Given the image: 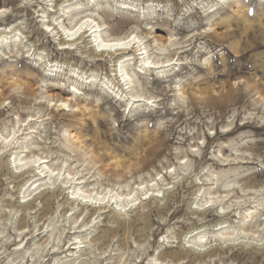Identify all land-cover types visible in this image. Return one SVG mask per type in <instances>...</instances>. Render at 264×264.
<instances>
[{
    "label": "clouds",
    "instance_id": "clouds-1",
    "mask_svg": "<svg viewBox=\"0 0 264 264\" xmlns=\"http://www.w3.org/2000/svg\"><path fill=\"white\" fill-rule=\"evenodd\" d=\"M11 2L15 7L7 6L9 0H0V4L4 5L0 7V24L5 27L9 16L16 17L20 14L19 9L36 5L34 11L39 16L41 4L45 6L44 11L49 9L55 11L53 6L58 0H11ZM136 4L162 5L165 9L158 15L142 14L139 11L120 14L116 11L118 5L129 7L123 0H76V9L83 13V16H76V22L83 17L91 16L104 30L117 31L127 28L129 35L136 33L147 42L144 44L147 54L140 56L138 62L135 49L131 54L120 57L122 61H127L130 79L134 83L126 80L122 83L117 70L113 68L111 71L112 88L120 90L119 100L127 101L131 97L144 101L147 97L146 102L135 106L131 104L122 106L112 101L122 113L119 116L121 123L118 125L117 119L114 118L115 112L107 109L110 121L107 134L121 135L127 122H132L138 128L160 127L162 121L167 122L169 127L174 126L173 130L180 135L176 141L177 146L170 148V152L177 154L178 162L175 167L169 166L170 179L158 177L160 187L155 189L157 199L151 202L143 200L141 203L143 199L141 193V200L136 201L141 203L139 209L131 212L120 211L119 201L115 206L109 205L112 211L105 225H102L104 217L101 213L108 212V208L93 210L80 201L68 200L62 205L61 207L69 208L70 211L64 215L57 211L58 221L49 215L39 223L35 222L32 211L26 212V218H21V211H14L13 215L6 219L4 209L0 206V264H186L184 257L192 255L194 251L199 257L196 264H264V187H260L255 196L249 197L245 193L246 200L252 204V208L244 212L239 211V201L223 203L224 197L216 200L219 214L237 209L234 214L240 219L235 226L224 225V234L202 232L200 240L206 243L200 244L198 241L196 245L188 246L187 236L178 229V226H169L162 234L158 228L149 226L142 228L135 236H128L126 240L120 236L121 227L124 223L131 222L132 217L142 219L145 214H151L157 205L167 206L170 200L182 192L186 197L190 195L185 191L186 186L191 188L197 197L205 193L209 184L213 190L223 187L229 194L233 188L241 187L226 177L221 183L217 175L210 171L217 161L221 164L230 162L219 153L225 149L234 151L235 138L217 137L211 143V163L207 158L208 150L202 147L205 144L204 133L216 129L221 119H225V125L219 128L221 133H227L235 128L238 120L240 124L250 126L247 130L237 133L238 137L243 138L240 147L245 150L236 151L232 161L246 159L255 161L264 168V148L258 147L259 144H264V0H136ZM90 9L100 11H89ZM117 15L120 16L119 19L116 18ZM59 23V20L52 21L56 33L61 31L57 27ZM16 27L22 32L26 31L29 38L35 31L34 28L19 22L13 26ZM144 29L149 31L145 32ZM48 31L52 32V28ZM56 33H53V36H56ZM12 35L17 37V46L0 49V89L7 92L4 99L14 102L9 105L12 108L9 115L28 112L29 117H32L33 109L21 107L19 101L24 96L35 99L43 91V82L49 78L44 74L42 65L48 59L62 61L65 65L63 72L67 76L75 77L74 85L91 89L88 77L100 69L94 66V60L92 65L88 61L93 57L110 61L115 52L114 49L111 52L98 50L89 39L88 33L81 35L72 45H64L76 49L73 56L57 55L52 49L46 54H42L40 48L33 51L31 46H25V36H17L15 31H12ZM168 36L176 39L183 37L186 41L182 42L178 49L184 53L178 59L165 58L158 54L160 48L166 45ZM43 39V36H37L33 43L39 45ZM132 39L135 40L136 37L133 36ZM157 40L159 43H156ZM172 56H176L175 51H172ZM146 61L147 67L144 66ZM23 63H27L28 71L24 70ZM189 76L194 79L190 80ZM222 77L229 82L234 80L240 85L239 88L230 89L233 99L226 106L223 116L220 112L215 110L210 112L203 106H200L201 111L197 115L191 106L188 104L181 106L176 101L184 92L189 96L193 95L190 85L204 84ZM18 79H30L36 87L25 84L23 92H18L9 83ZM63 80L64 76H61L56 83L59 84ZM92 96L95 102L103 100L105 104L108 103V99L100 96L98 92H92ZM174 112L184 113L183 118L177 115L176 119H171ZM193 123L196 127L192 126ZM40 127H42L40 124L36 126ZM36 128L30 131L35 132ZM189 136L192 139L185 147L184 141ZM23 151L27 152L29 149L24 148ZM189 156L192 158L188 159ZM196 157L200 159L196 160ZM86 168L87 166H76L70 171L79 172L84 180H95L96 177ZM203 172H207L208 175L204 176ZM101 179L108 187L120 188L116 178L101 176ZM80 183L83 186V181ZM62 190L67 192V186ZM77 204L80 206L77 207ZM198 207L201 205L190 203V209ZM18 208L24 210L31 206L23 204L18 205ZM73 213L77 215L74 216ZM189 215L191 219H186L185 224L191 226L192 219L204 221V216L199 213L190 211ZM225 219L230 217L226 216ZM164 223L166 221L161 219V224ZM37 233L41 236L49 233L50 238L38 244ZM153 233L158 234V239L154 238ZM34 237L36 239H33ZM29 240L33 241L31 245H28ZM168 248L177 251H165Z\"/></svg>",
    "mask_w": 264,
    "mask_h": 264
},
{
    "label": "rangeland",
    "instance_id": "rangeland-1",
    "mask_svg": "<svg viewBox=\"0 0 264 264\" xmlns=\"http://www.w3.org/2000/svg\"><path fill=\"white\" fill-rule=\"evenodd\" d=\"M123 2L128 4L129 7L125 8L118 5L116 11L120 14L139 11L142 14L147 13L149 15H158L160 11L165 9V6L162 5L146 6L144 4H136V0H123ZM75 3L76 0H67V2H65V0H58V3L54 5L53 8H57L58 5H62L61 9H63L64 6H68L69 4H74L73 7H75ZM133 4H136V6L132 7ZM7 6L15 7L11 0H9V4ZM0 7H4V5L0 4ZM36 7V5H32L31 8H22L19 9L20 14L16 17L9 16L7 19V27L0 24V33L5 31L9 32V30L14 29L13 26L16 25L17 22L22 25L26 24L29 28L35 29L32 37L30 38L27 37L26 31L17 32V36L23 35L26 37V47L31 46L33 51L40 48L42 54H46L49 49H52L57 53V55L73 56L76 49L61 46V35L56 33V30L52 32L48 31L46 24L52 23L53 20H57V17H55L53 19L50 18L51 21H49L48 15L50 14L51 9L44 11L45 6L41 4V14L38 16L37 12L34 11ZM93 10L97 12L100 11L99 9H90L89 11ZM72 12V14H76L78 12V15L83 16V13L79 12L77 9H74ZM61 13L64 12L61 11ZM68 14V12L64 13V15L58 19L60 23L57 25V27L61 29V33H63V38L65 39H69L68 37L72 34V32L65 30L64 28H73L77 23V15L68 16ZM116 18L119 19L120 16L117 15ZM84 31L85 29H83L79 34H76L75 37H79V35ZM143 31L148 32L149 29H144ZM53 33H56V36H53ZM102 35L104 39L126 36L128 35V29L123 28L117 31L104 30ZM37 36L44 37L39 45L33 43ZM57 37L59 39H57ZM15 39H17L16 36L12 37L10 39L11 43L8 46L1 44L0 49L15 48L17 46ZM171 39L178 44L171 46L169 43ZM92 40L93 44L97 46L98 50H100L99 41H95L94 36L92 37ZM166 41L167 43L164 46L166 49L159 50V56L178 59L179 56L184 55L183 52L178 51L181 43H186L183 37L176 39L173 36H168ZM156 43H159V41H156ZM60 47H63V49ZM172 51L176 52V56H172ZM117 57L118 55H112V59L110 61L104 58H101V60L99 58H92V60L88 61V63L92 65V61L94 60V66L99 67V80L96 84H94L91 83V80L89 79L92 86L91 89L80 87L81 93L76 94V96H74V94L68 95V93H64V95L70 100L71 104V107L65 110L58 109L59 98H56V95L62 93V90H65V92L70 91L75 78L67 76L63 72L65 65L60 60L48 59L42 65L44 74L49 79L43 82V91H41L35 99H30L28 96H24L20 99L19 103L21 107H30L33 109V115L31 118L29 117L28 112H17L16 115H9L12 111V108H10L9 105L14 102L10 99H4L7 92L0 89V146H5V144H2L5 136H8L10 133L12 134V137L13 134L16 136L14 139L15 146L12 144V147L9 146L8 148H3L2 150L0 149V163L7 164L10 158L12 161L13 172L16 175H20L16 179L11 178L8 174L0 178V206L4 209V218H10L14 211H21V218H26V212L32 211L36 223H39L44 219V217L49 215L53 216L58 221L59 217L56 216L57 211L61 215H64L65 212L61 207L62 201L66 199L68 195L71 198L74 197L73 188H67V192L62 190L65 186H67L63 180L66 177L68 178L70 169H74L76 166H87L86 170L92 172V175L96 177L95 180H85L83 183V186H85L84 190L96 188V192L98 190L100 192H105L109 191L110 188H114L106 186L104 180L101 179V176L116 178V183L123 185L122 188H119V192L121 193H128L133 188H137L139 184H142V187L150 184V188L156 189L160 187L157 184L158 182L160 185L158 177L170 179L168 176L169 166L175 167L178 162L176 159L177 154L170 152V148H175L177 146L176 141L180 135L178 132L173 130L174 126L169 127L167 122L162 121L160 127L138 128L132 122H127L126 128L121 135L107 134V129L110 123L108 120L107 109H111V111L115 112L116 115L114 118L117 119V124L119 125L121 123L119 116H121L122 113L116 107V104L112 103V101L117 100L116 98H113L115 94L110 92L109 94L105 93L101 88L103 84L102 82L107 80L105 77L111 75L113 64L115 63V60L118 59ZM57 61L60 62V66L62 65L61 71L52 70ZM17 62L20 63L21 61ZM120 65L121 63H119L118 69H120ZM23 68L25 71L29 70L27 63H23ZM61 76H64V80L57 84L56 81ZM188 78L190 80L194 79L192 76H189ZM9 83L18 92H23L25 84L32 85L34 88L36 87V84H34L30 79H18L9 81ZM49 83H51V87H49ZM239 87L240 85L237 84L236 81L233 80L229 82L226 78L222 77L204 84L196 83L190 85L189 88L193 95L189 96L186 92V96L184 98L178 96L176 101L181 106L188 104L197 115L200 114V106H203L208 111L211 112L215 110L220 112L221 116H223L226 106L233 99L230 89ZM92 92H98L100 96L106 97L108 99V103L105 104L103 100L95 102L93 100ZM82 95L84 98H81ZM145 98L147 99V97ZM145 102L146 100L138 104L140 105ZM116 103H119L122 106L126 104L125 101H116ZM45 108L47 111H44ZM129 111H131V108H129ZM177 115H179L182 119L184 113L174 112L171 114V119H176ZM45 117H47V119ZM31 119L33 120L31 121ZM29 122H31L34 127L38 124L42 125V127L36 128V132L34 133L30 130L26 131L25 129L28 128L26 124ZM221 125H225V119H221L216 129L212 130V132L206 131L204 133L203 139L205 140V144L202 147L208 150L207 158L209 163H211V143L216 140L217 137L228 136L230 138H235V144L233 145L234 151L231 149H225L219 153L221 157L229 159L230 162L221 164L217 161L212 165L210 171L214 175H217V179L220 180L221 183L223 182V178L226 177L234 180L236 183L240 184L241 187L233 188L229 194L223 187H218L213 190L209 184L205 189V193H202L199 197H197L196 193L192 192L191 188L186 186L185 191L190 194L187 197L185 196V193L182 192L178 197H174L173 200H170L167 206H160L159 208L157 205V207L152 210L151 214H145L144 218L138 219L134 216L131 218V222L124 223L120 229V236L122 239L126 240L130 235L135 236L142 228L149 226L158 228L160 234H162L169 226H178V229L182 230L187 236L188 246H192L196 245V238L198 239L200 232L211 231L212 234H221V231L224 230L218 229L220 227V225H218L219 223L225 222V225L232 227L235 226L237 220L240 219V217L234 214L237 209H233L230 213L218 215L217 210L219 209V205L215 202L216 200L224 197L225 199L222 201L223 203H228L229 201H239V211L241 212L252 208V204L248 203L246 200L245 193H247L249 197L255 196L256 191H258L260 187H264V168H261L255 161H248L246 159L235 162L232 161V157L235 156L236 151L245 150L240 147L243 142V138L238 137L237 133L239 131L247 130L250 126L247 124H240L238 120L235 128L231 129L227 133H221L219 131ZM20 126L22 127L21 130H19ZM192 126L196 127L195 123H193ZM253 130L255 131V129ZM15 131L18 132L15 134ZM22 133L24 134L22 135ZM2 134L4 137H1ZM69 135H73L75 136V139H77L74 140L75 143H77L76 146H72L71 143L66 141V138H69ZM18 136L19 139H17ZM191 139V136H189L184 141L185 147H187V144L191 141ZM224 142L228 143V141ZM14 147H19V149H14ZM20 147H25L29 149V151L23 152L20 156H18L19 154H16V152H20V149L21 151L24 149ZM193 147H197V145H193ZM258 147L264 148V144H259ZM26 154L29 156L35 154L40 157L48 156L49 159L52 160L48 163V165L52 166V168H63L60 179L56 183H53V181H55L54 179L50 181L49 178H46L44 182H47V186L42 184L43 181L40 180L31 188V195H25V191L30 188L29 186L31 183L42 177V179H45V175L40 173L41 170L36 168V172L41 174V176L34 177L35 172L29 168V163L26 164L25 162L22 163L20 161V159L26 156ZM191 158V156L188 157V159ZM17 159L20 163H22L19 168L16 167L18 162L15 163V160ZM195 159L199 160L200 157H196ZM45 165H47V163H45ZM93 169H95V171H93ZM70 172L77 173L76 171ZM26 173L27 175H25ZM202 174L204 176L208 175L207 172H203ZM80 176L82 175L78 172L76 178ZM31 177H33V179L27 184V186L23 187V191L20 193V188H22L23 184ZM155 179H157V181ZM126 181H131V183H125ZM143 182L145 184H143ZM60 186L62 188H60ZM56 188H59L60 190L56 193L50 208L45 207L43 199L35 201V205L32 208L27 209V211L11 206L12 202L18 200V196H20L21 202H26L28 200H32L34 197H38L45 191H53ZM151 194H153V192L148 194V196H144V200L151 202L154 199H157L156 197L149 198ZM24 196L26 197L24 198ZM146 197L148 198L146 199ZM212 197L213 202H211ZM162 198L163 197H160V199ZM82 199L83 198H81V200ZM108 199L109 198L105 200V203H107ZM88 200L89 198L83 199V201ZM100 201V199L92 198L90 202L93 203L92 207H95V205H98ZM114 201L115 199L112 200V203H114ZM190 203L199 204L201 207L190 209ZM134 204L133 208L127 210L126 212H131L134 209H139L141 207V203L139 204L135 202ZM115 205L116 203L114 206ZM76 206L79 207L78 205ZM106 208H108V212L101 213L104 217L102 225L107 223L109 213L112 211L109 206ZM196 209L199 210L198 213L200 215L204 216V221L198 222L192 219L191 226L185 224L184 221L186 219H191L189 212L191 211L193 213ZM68 211H70V209H68ZM73 215L75 216L77 214L73 213ZM92 215L94 216V211ZM226 216L230 217V219H225ZM87 219L88 217L85 218V220ZM161 219H164L166 223L161 224ZM45 223H47V221ZM43 226L44 225L42 224L41 227L43 228ZM51 226L52 225H50V227ZM153 236L158 239L157 233H153ZM37 237H39V239H36L35 237L33 239H36V242L39 244L45 239L50 238V234L44 233V235L41 236L40 233H37ZM32 243V240L28 241V245H31ZM204 243H206V241H204ZM165 251L174 252L177 250L168 248L165 249ZM184 259L186 264H196V260H198L199 257L196 256L194 251L192 255L185 256Z\"/></svg>",
    "mask_w": 264,
    "mask_h": 264
},
{
    "label": "bare ground",
    "instance_id": "bare-ground-1",
    "mask_svg": "<svg viewBox=\"0 0 264 264\" xmlns=\"http://www.w3.org/2000/svg\"><path fill=\"white\" fill-rule=\"evenodd\" d=\"M74 4H69L68 6H64V8L66 9H61V6L62 5H58L57 8L55 7V11L54 10H50V14L48 15V18H49V21L50 18H55L57 17L56 19H60L64 13H69L68 16H75V15H78V12L75 14H72L73 10L76 9V7H73ZM73 7V8H72ZM131 7V6H130ZM61 11H63L64 13H61ZM54 14V15H53ZM47 28H52V31L56 30V28L53 27L52 23H47ZM96 29V31H93V29ZM65 30H69L70 32H72L71 35H69V39H65L63 38V33H61V31L58 33L61 35L62 39H61V46H64V45H72L76 40H79L80 39V36L81 35H84L85 33H88L90 34L89 35V38L92 40V37L94 36L95 38V41H99V46H100V50H108V51H112L113 49L115 50V52L113 53V55H118V59L115 60V63L113 64V68H115L118 72V75L122 78L121 79V82L123 83V81H128L129 83H134L133 81H131L130 79V72L128 70V67H127V61L124 60L122 61L120 59V57H123L127 54H131L133 49H135V54H136V57H140V56H143V55H146V50L144 48V44L146 42H144V40L138 35V34H134L132 33L131 35H126V36H120V37H115V38H109V39H104L103 38V31L104 29H102L99 25V22H97L95 19H93L91 16H87V17H83L79 22H77L73 28H64ZM83 29H85V31L83 33H81L79 35V37L77 36V38L75 37L76 34H79ZM12 31H15L16 33L21 31L20 28H14L12 30H9V32L5 31V32H1L0 33V45H9L11 43V38L14 37L12 35ZM69 32V33H70ZM135 36L136 39L133 40L132 37ZM125 41L128 42V46L130 45L131 47H117V45L121 44V43H124ZM159 41V40H157ZM15 42H17V39H15ZM93 42V40H92ZM170 45L171 46H175L176 44H178L177 42L173 41L172 39L170 40ZM16 44V43H15ZM106 45H111V47H105ZM65 47V46H64ZM61 49H63V47H60ZM68 48V47H66ZM162 49H166L164 46H162L160 48V50ZM36 50V49H35ZM34 50V51H35ZM138 57V58H139ZM93 58H96V57H93ZM101 60V58H99ZM174 59V58H172ZM149 60H151V57H149ZM119 63H121L120 65V69H118V65ZM52 66V65H51ZM145 67L148 66V61L145 62ZM52 70H56V71H61L62 70V65L60 66V62L57 61L54 65V68ZM73 71H75V69H73ZM99 71H96V72H93L92 76H89L88 77V80L90 79L91 80V83H94L96 84V82H98L99 80V77H100V74L98 73ZM72 78H75V77H72ZM105 78H107V80L103 81L102 83V90L105 92V93H112V94H115L113 98H116L117 100L116 101H120V102H124V101H121L119 100V95H120V90L116 88H112V79H111V75L109 76H106ZM102 81V80H101ZM18 86V85H17ZM58 89V88H57ZM109 89H112L111 91H109ZM62 90V89H61ZM124 91H127V89H124ZM64 93H68L69 94H74V96H76V94H80L81 91H80V87H77L76 85H72V89L68 92H65V90H62V93L56 95L57 97L56 98H59L58 99V102H59V106H58V109L60 110H65L67 108H70L71 107V104H70V100L64 95ZM50 96H53V95H50ZM186 96V92L182 93V98H184ZM55 97V96H54ZM53 97V98H54ZM146 100V98H145ZM126 104H131V105H139L138 103L142 102L141 100H138V99H132L131 97L125 101ZM64 105H67V107H64ZM33 119H31L32 121ZM28 126V128H26L25 130H30V129H33V128H36L34 126H32L31 122H29L28 124H26ZM22 126V125H21ZM19 127V130H21L22 127ZM18 131H15L14 133L16 134ZM36 132V131H35ZM34 133V132H32ZM24 133H22L23 135ZM28 134V133H27ZM1 137H4V135L2 134ZM16 136L13 134V137H12V134L10 133L8 136H5L4 137V140H3V143L2 144H5V146H0V149L2 150L3 148H8L9 146L12 147V144L15 146V139ZM19 139V136L18 138ZM74 140H77L75 139V136L73 135H69V138H66V141L68 143H71V145L73 146H76L77 143H75ZM17 148V150L19 149V147H14V149ZM20 148H25V147H20ZM29 148V147H28ZM23 152L25 151H21L20 149V152H16V154L18 153L20 156ZM20 161L23 163L25 162L26 164L29 163V168H31L32 171L35 172V175L34 177H37V176H41V174L43 173L45 175V179H42V178H39L37 179L36 181H34L33 183H31V185L29 186L30 188H28L26 191H25V195L29 196L31 195V188L40 180L43 181L42 184H45V180L46 178H49L50 181H52L53 179L55 181H53V183H56L59 179H60V176H61V172L63 170V168H52V166L48 165V163H50L52 160L49 159L48 156L44 157V156H38V155H27L24 156L23 158L20 159ZM18 162V165L16 166L17 168H19L21 166L22 163H20L17 160H15V163ZM45 163H47V165H45ZM36 168L41 170V174L37 173L36 172ZM55 171H58V172H55ZM10 175L11 178H18L20 175H16L14 172H13V169H12V161L11 159L9 158L7 164H4V163H0V178L2 176H5V175ZM65 174V173H64ZM78 172L77 173H73V172H70L69 171V176L68 178L66 177L63 182L65 184H67V188L71 189L73 188L74 189V197H70L69 195L66 197V199H64L61 203V206L62 205H65L66 202L68 200H72L73 202H76V201H80L81 203H84L87 205V207L89 209H93V210H96V209H100V208H106L108 207L110 204L114 206L115 203H117V201L120 202V211H127L129 209H132L133 206L135 205L134 203L137 201V200H141V193H143V199L141 200V203L143 202L144 200V196H148V194H150L151 192H153V194H151V196L149 198H155V188H150V184H147L146 186H143L142 187V184H139V186L137 188H133L130 192L128 193H121L119 192V189L117 188H110L109 191H97L96 192V188H92V189H87V190H84V187L85 186H81V181H83V183L85 182V180L83 179V176H80V177H77ZM156 178V177H155ZM33 179V177L29 178L22 186V188H20V193L21 191H23V187L27 186V184ZM157 181V179H155ZM148 183V182H147ZM143 184H145L143 182ZM158 186L159 183L157 182ZM41 185V184H40ZM87 186V185H86ZM89 187V186H88ZM123 185L121 184L120 185V188H122ZM153 187V186H152ZM60 188H62L60 186ZM158 189V188H156ZM60 189L56 188L55 190L53 191H45L43 192L41 195H39L38 197H34L32 200H28L26 202H21L20 201V196H18V200L17 201H14L11 203V206H14V207H17L18 208V205H23V204H27V205H30L31 208L35 205V201L39 200V199H43L44 200V204H45V207H48L50 208L51 206V203L53 201V199L55 198V195L56 193H58ZM106 190V189H105ZM142 190V191H140ZM26 196H24L25 198ZM85 199V198H89L88 201H83V199L81 200V198ZM92 198H97V199H100V203L98 205H95V207H92L93 206V203H91V199ZM108 199L107 203H105V200ZM148 197H146L147 199ZM115 199L114 203H112V200ZM211 202H213V197L211 198ZM140 204V203H139ZM78 206H80L79 204H77ZM213 205V204H212ZM214 206V205H213ZM158 207L160 208V206L158 205ZM16 208V209H17ZM219 208V207H218ZM27 209H30V208H26L24 209L25 211H27ZM69 208H66V207H62V210H64V214L67 213ZM251 208L247 209V210H250ZM112 210V208H111ZM246 210V211H247ZM111 212V211H110ZM199 210L196 209L193 211V213H198ZM218 212V215H223V214H219V209L217 210ZM75 214V213H74ZM226 223L225 222H222V223H219L218 225H220V227L218 228L219 230H224V225ZM202 232H200L201 234ZM221 234H224V231H221ZM199 241L200 244L204 243L203 240H200V236H198V239L196 238V242L195 244H197V242ZM27 246V245H26ZM25 246V247H26ZM53 254H56V253H53Z\"/></svg>",
    "mask_w": 264,
    "mask_h": 264
},
{
    "label": "snow or ice",
    "instance_id": "snow-or-ice-1",
    "mask_svg": "<svg viewBox=\"0 0 264 264\" xmlns=\"http://www.w3.org/2000/svg\"><path fill=\"white\" fill-rule=\"evenodd\" d=\"M127 46H128V42L127 41L117 45V47H127ZM105 47H111V45H106ZM64 107H67V105H64Z\"/></svg>",
    "mask_w": 264,
    "mask_h": 264
}]
</instances>
